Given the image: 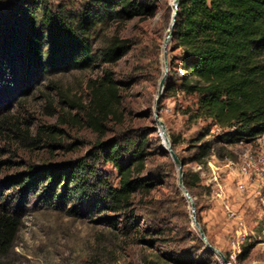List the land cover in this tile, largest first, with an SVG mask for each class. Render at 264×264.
<instances>
[{"label":"rangeland","instance_id":"1","mask_svg":"<svg viewBox=\"0 0 264 264\" xmlns=\"http://www.w3.org/2000/svg\"><path fill=\"white\" fill-rule=\"evenodd\" d=\"M55 2L68 11L87 4V0ZM155 8L152 18L113 25L103 33L101 43L114 35L130 43L129 53L116 63L51 76L35 75L27 67L23 81L0 75V209L7 208L21 221L0 264H223L200 239L193 215L207 243L228 264H264V205L253 188L237 189L238 180L226 166L237 165L246 151L264 157V135L251 144H220L219 154L215 151L204 164L194 161L201 144L197 138L209 122L188 119L186 110H196L194 96L177 92L161 97V93L156 101L159 81L164 74L165 79L169 76L171 68L176 71L179 52L172 50L168 39L164 63L171 1L155 0ZM105 69L119 86L121 121L103 123L101 138L87 125L86 112L89 85ZM162 129L183 164V175L192 183L193 175L199 174V182L187 189L194 214L178 184L177 168L161 142ZM217 133L213 128L202 142L213 140ZM141 134L148 142L141 177L152 188L132 198L136 230L124 229L122 215L76 213L68 203L46 201L39 186L19 182L30 169L82 158L99 138L110 141ZM96 168L117 187V172L110 164L98 162ZM249 244L248 257L240 259Z\"/></svg>","mask_w":264,"mask_h":264},{"label":"trees","instance_id":"2","mask_svg":"<svg viewBox=\"0 0 264 264\" xmlns=\"http://www.w3.org/2000/svg\"><path fill=\"white\" fill-rule=\"evenodd\" d=\"M155 15V0H87L78 11H68L55 0H0V75L23 81L27 67L35 75L51 76L109 66L131 47L118 35L101 43L103 33L113 25ZM171 43L179 58L176 71L171 68L165 79L161 97L177 92L194 96L196 110H186L188 119L209 122L197 138L201 144L194 161L204 164L215 151L219 154L220 144H251L263 136L264 0H179ZM89 92L86 123L103 138V123L121 121L119 86L105 69L100 79L91 82ZM213 128L218 130L213 140L202 142ZM101 138L82 158L30 169L19 182L39 186L46 201L68 203L76 213L122 215L124 229L136 230L132 198L152 188L141 177L147 139L143 134ZM98 162L116 170L117 187L98 171ZM198 182L197 173L192 183L183 175L186 189ZM20 224L7 208L0 209V257L11 248ZM250 250V244L245 246L239 258L246 259Z\"/></svg>","mask_w":264,"mask_h":264},{"label":"built area","instance_id":"3","mask_svg":"<svg viewBox=\"0 0 264 264\" xmlns=\"http://www.w3.org/2000/svg\"><path fill=\"white\" fill-rule=\"evenodd\" d=\"M226 166L229 174L238 180L237 189L245 192L253 188L264 205V157H256L250 151H246L237 165L232 166L228 163ZM226 209L230 213L229 206H226Z\"/></svg>","mask_w":264,"mask_h":264},{"label":"water","instance_id":"4","mask_svg":"<svg viewBox=\"0 0 264 264\" xmlns=\"http://www.w3.org/2000/svg\"><path fill=\"white\" fill-rule=\"evenodd\" d=\"M178 2H179V0H174L173 1L174 12L172 14L170 31H169V35L166 37L165 42H164V63L165 64L167 62V58H166V43H167L168 39H170L172 37V30H173V25H174V20H175V15H176V11H177ZM165 76H166V74H164V76L159 81L158 94H157V97H156V101H158V99H159V97H160V95H161V93L163 91V86H164V83H165ZM162 135L163 136H162L161 142H162V144H164L167 152L169 153V157L171 158L173 164L177 168L178 184H179V186L181 188L182 193L187 198V200L190 202L192 214H194V210H195L194 203H193L191 197L189 196V194L187 192V189L183 185V169H182L183 168V164L177 158V156L175 155V153H174L173 149L171 148V145L169 144V141H168L167 136L164 133L163 129H162ZM192 222L194 223L195 228L198 230L200 239L205 243L206 248H208L210 251H213L214 253H216L221 258L223 264H228L227 261H226V258L219 251L215 250L211 245H209L207 243L205 235H204L203 231L201 230L198 222L196 221V218H195L194 215L192 216Z\"/></svg>","mask_w":264,"mask_h":264},{"label":"bare ground","instance_id":"5","mask_svg":"<svg viewBox=\"0 0 264 264\" xmlns=\"http://www.w3.org/2000/svg\"><path fill=\"white\" fill-rule=\"evenodd\" d=\"M171 1V7H172V14H173V12H174V5H173V1L174 0H170ZM172 20V19H171ZM168 35V34H167Z\"/></svg>","mask_w":264,"mask_h":264}]
</instances>
